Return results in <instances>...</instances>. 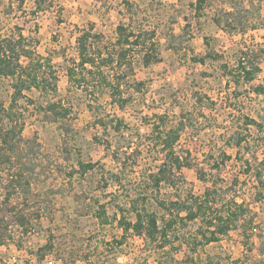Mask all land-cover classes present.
<instances>
[{"label":"rangeland","instance_id":"obj_1","mask_svg":"<svg viewBox=\"0 0 264 264\" xmlns=\"http://www.w3.org/2000/svg\"><path fill=\"white\" fill-rule=\"evenodd\" d=\"M197 1L54 0L50 11L35 18L31 14L32 0H27L23 8H18L17 0H0V36L8 35L16 25L24 28L26 35L36 36L39 52L51 58L59 76L56 94L40 95L34 91L30 93L34 104L24 110L26 122L18 139L21 151L15 153L13 161L25 169L30 186L25 194L14 196L9 207H23L26 202L30 203L32 207L28 212L34 218V230L28 235L20 233L13 215L7 210L6 222L13 239L0 247L3 262L184 264V251L165 257L162 251H155L137 238L119 247L114 241L122 235L117 224L100 225L96 217L99 204H105L112 214L116 210L115 203L126 200L127 189L117 191L114 186L104 189L102 173L109 178L106 172L117 171L119 165L111 151L96 143L95 135L104 134L99 120H109L115 115L128 126L124 132L132 134L136 144L142 145L151 132L149 123L154 122L155 114H167L174 123L180 119L192 120L194 125L188 127V133L179 143V150H191L193 158L204 164L209 175L216 172L212 170V158H220L226 151L232 156L221 172L226 184L235 174L242 172L237 158L238 148L227 147V144L237 131L246 133L242 127L244 115L264 124V97L256 99L241 87V96L236 100L235 87L224 76L222 64H233L248 48L258 45L264 48V0H254V11L247 23L242 17L247 13L245 5L252 0H208L200 17L193 9ZM10 5L13 11L9 9ZM130 18L134 26L142 24L156 30L161 59L148 68L136 67V81H131L130 88H134L137 82L143 85L140 93L133 94L134 99L126 108L111 107L107 96H104L97 107L90 109L88 98L71 89L66 76L68 60L77 57L78 32L91 28L112 41L117 27L131 22ZM217 18H221V25L215 22ZM209 54L220 57H207L204 64L194 61V58ZM262 67L255 85L264 84V63ZM9 85V80L0 79V99L5 100L6 105L9 104ZM130 88L128 93L134 90ZM59 100L73 108L65 120L56 121L51 115L35 109L38 105L46 106ZM248 132L240 156L249 158L256 154L264 158V127L259 132L251 126ZM104 137L112 141L113 149L124 140L113 129L108 130ZM142 149L134 175L144 170H156L161 162V155L148 147ZM80 162L96 163L98 167L80 176L76 174ZM102 166L106 169L102 170ZM73 172L74 176H71ZM183 174L186 180L184 189L196 194L204 191L205 185L194 171L185 169ZM241 180H245L244 177ZM248 180L250 182L245 189L240 191L239 200L250 204L251 211L258 213V220L264 221V201L253 203V184L256 181L250 177ZM128 188L130 190L132 186L128 185ZM0 191L2 195L8 192V183L3 185L1 178ZM49 242L52 250H47L41 260V248ZM254 242L251 256L256 262L264 255L258 247L261 241L255 237ZM242 251L241 237L235 231L228 238L207 246L200 252V258L204 264L209 260L214 264H228L230 258L241 256Z\"/></svg>","mask_w":264,"mask_h":264},{"label":"trees","instance_id":"obj_2","mask_svg":"<svg viewBox=\"0 0 264 264\" xmlns=\"http://www.w3.org/2000/svg\"><path fill=\"white\" fill-rule=\"evenodd\" d=\"M26 1L17 0L18 8H23ZM32 1L34 6L31 14L35 18L50 11L54 6V0ZM207 2L208 0H198L193 6L199 17ZM253 3L254 0L245 5L247 13L242 17L245 23L250 22V14L254 11ZM9 9L13 11L14 8L10 5ZM130 19L131 22L117 27L112 41L91 28L78 32L77 57L68 60L66 76L71 89L82 92L88 98L90 109L97 107L104 96H107L111 107L126 108L132 103L133 94L140 93L143 85L137 82L134 88L133 86L130 88L131 81H136L134 79L136 67L148 68L161 59L156 30L146 28L142 24L134 26L132 18ZM215 22L221 25V18H217ZM38 47V38L26 35L24 28L19 25H16L8 35L0 36V79L10 82L9 104L6 105L5 100L0 99V178L3 185L4 182L8 183V192L2 195L0 191V247L13 239L6 222L7 210L13 215L20 233L28 235L34 230V218L28 212L32 207L30 203L26 202L25 208L17 205L9 207V203L14 196L18 197L23 192L25 194L27 187L30 186L25 169L16 166V162L13 161L15 153L21 151L18 139L23 134L26 122L24 110L35 102L30 93L35 91L40 95L49 96L58 92V71L51 58L42 55ZM263 54L264 48L258 45L256 48L242 51L233 64L230 62L222 64L224 76L228 83L235 87L236 100L241 96V87H245L247 94L254 95L256 99L264 97V84H254L263 70ZM207 57L217 59L220 56L209 54L202 58H194V61L204 64ZM128 88L134 90L128 93L130 91ZM35 109L51 115L57 121L70 117L73 108L59 100L46 106L38 105ZM155 117L154 122L149 123L152 128L145 137L147 142L145 140L142 145L136 144L132 134L127 135L124 132L128 126L117 116L114 115L109 120H99L104 134L107 135V131L113 129L124 139L121 142L123 145L119 144L113 149L112 141L106 139L104 134L95 135L96 143L111 151L119 165L117 171L106 172L109 178H105V173H102L103 187L107 189L114 186L117 187V191L127 189L126 200L116 202V210L112 214L108 212L105 204H99L96 217L100 225L105 227L117 224L122 230L119 240L114 239L119 247L137 238L155 251H162L165 257L175 256V253L184 251L186 255L184 264H204L200 252L207 246L228 238L236 231L241 237L243 251L241 256L230 258L228 264H264V258L255 262L251 256L255 247V237L261 241L258 247L261 248V255H264L262 254L264 221L258 220L259 215L251 211L250 204L247 205L245 200H239L240 191L245 189L250 177L256 181L253 182L255 183L253 203L259 204L264 201V158L256 154L249 158L240 156L250 127H256L260 132L264 124L250 115H244L242 127L246 133L237 131L233 140L227 144V147L238 148L237 158L242 172L235 174L226 184L221 172L232 160L230 154L223 151L220 158H212V170L216 172L209 175L204 164L193 158L191 150L178 148L182 137L188 133V127L194 125L193 121L180 119L174 123L164 113L155 114ZM142 147H148L150 151L161 155V162L156 170H144L134 175L138 159L142 155ZM246 150L251 151L249 148ZM78 165L76 174L80 176H85L98 167L96 163L80 162ZM102 167V170L106 169ZM185 169L194 171L205 185L201 194L184 189ZM70 175L74 176V172ZM242 177L245 180H241ZM128 185L132 186L130 190ZM41 250L42 260L47 250H52V244L49 242ZM0 264L7 263L0 258ZM208 264L214 262L209 260Z\"/></svg>","mask_w":264,"mask_h":264}]
</instances>
